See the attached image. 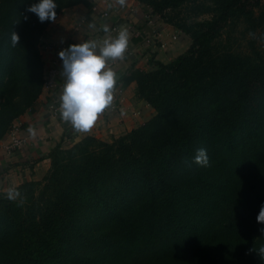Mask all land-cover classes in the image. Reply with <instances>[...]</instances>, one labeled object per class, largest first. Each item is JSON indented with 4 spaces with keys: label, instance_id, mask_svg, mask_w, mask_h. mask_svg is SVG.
I'll use <instances>...</instances> for the list:
<instances>
[{
    "label": "trees",
    "instance_id": "trees-1",
    "mask_svg": "<svg viewBox=\"0 0 264 264\" xmlns=\"http://www.w3.org/2000/svg\"><path fill=\"white\" fill-rule=\"evenodd\" d=\"M137 1L189 47L130 73L151 118L109 142L58 143L17 200L0 190V264H264L250 251L264 246V0ZM36 2L0 0V140L42 91L51 21L27 11ZM55 2L57 15L89 4ZM187 5L195 14L177 15ZM200 148L207 167L193 163Z\"/></svg>",
    "mask_w": 264,
    "mask_h": 264
},
{
    "label": "crops",
    "instance_id": "crops-1",
    "mask_svg": "<svg viewBox=\"0 0 264 264\" xmlns=\"http://www.w3.org/2000/svg\"><path fill=\"white\" fill-rule=\"evenodd\" d=\"M103 11L109 13L107 17L101 15ZM146 12V7L137 0H125L123 5L119 0H89L88 5L78 3L65 8L55 22H50L41 36L43 41L55 42L57 38L65 37L67 48L86 41L102 43L118 36L121 29H127L129 46L124 58L109 60L112 62L110 68L117 73L113 102L88 133L75 132L71 124L61 118L59 96L65 83L62 62L59 77L62 87L54 92L42 88L33 106L14 121L20 124L22 134L27 137L26 143L7 152L4 149L7 134L0 140V190L41 179L50 167L49 152L58 143L68 147L86 135L109 142L153 116L154 109L138 97L136 83L128 77L134 69H151L153 61H172L187 50L190 39L170 24L156 19L151 21ZM81 19L84 21L80 22ZM114 28L117 31H113ZM154 32L159 34L164 47L152 39ZM173 35L176 39L172 38ZM40 53L45 69L52 55L46 50H40ZM52 107L58 109L56 114H53Z\"/></svg>",
    "mask_w": 264,
    "mask_h": 264
},
{
    "label": "clouds",
    "instance_id": "clouds-1",
    "mask_svg": "<svg viewBox=\"0 0 264 264\" xmlns=\"http://www.w3.org/2000/svg\"><path fill=\"white\" fill-rule=\"evenodd\" d=\"M119 3L123 5L125 0H119ZM57 8L55 0H38L31 4L27 11L34 13L41 23L55 22ZM11 43L13 47L20 44V36L14 31ZM128 46V31L121 29L118 36L102 43L86 41L73 44L59 53L63 61L62 76L65 78L59 96L61 118L66 123H70L75 132L88 133L99 116L112 104L117 73L107 67V63L109 60H122ZM193 163L209 166L207 150L197 149ZM6 195L9 200L15 201L21 193L15 188H9ZM257 223L264 225V205L260 208ZM259 231L264 233V227ZM250 251H255L264 260V246Z\"/></svg>",
    "mask_w": 264,
    "mask_h": 264
},
{
    "label": "built area",
    "instance_id": "built-area-1",
    "mask_svg": "<svg viewBox=\"0 0 264 264\" xmlns=\"http://www.w3.org/2000/svg\"><path fill=\"white\" fill-rule=\"evenodd\" d=\"M96 7H93V10H95ZM107 11H103L101 15L103 17L108 16ZM148 18L150 17V14L146 15ZM150 19V18H149ZM151 20V19H150ZM84 19H81L80 22H83ZM117 31L116 28L113 29V31ZM159 34L153 33L151 35L152 39H154L160 47H164L165 44L163 42L159 41ZM173 39H176V35L172 36ZM150 41V38H148V42ZM67 39L65 37H59L55 42H47L43 41L42 44H40V50H46L51 52V59L49 61V64L47 68L43 71V85L42 88H44L47 92H54L57 91L62 87V85L59 82L60 77V69L62 66V60L60 59L59 53L62 50L67 49ZM128 50V49H127ZM126 50V51H127ZM112 65V62L107 63V67H110ZM53 114H56L58 112V109L56 107H52ZM27 141V137L22 134L20 124L13 122L10 129L7 132V141L4 143V149L7 152H13L19 148H21Z\"/></svg>",
    "mask_w": 264,
    "mask_h": 264
},
{
    "label": "rangeland",
    "instance_id": "rangeland-1",
    "mask_svg": "<svg viewBox=\"0 0 264 264\" xmlns=\"http://www.w3.org/2000/svg\"><path fill=\"white\" fill-rule=\"evenodd\" d=\"M254 1V0H253ZM178 13V14H177ZM177 15H181L180 17H192L194 14H195V6L193 5H187V6H183V7H180L179 9H177ZM206 17V16H205ZM150 19H156L160 22H163L162 19L159 20L158 16H152L150 14ZM158 18V19H157ZM164 20V19H163ZM152 21V20H151ZM165 23V22H163ZM168 24V23H167ZM171 25V24H170ZM174 27V26H173ZM242 24H239L236 28V31L234 32V35H235V39H234V46H238L239 48L241 49H245V47L247 46L248 44V35L244 34V31H243V28H242ZM179 30V29H178ZM180 31V30H179ZM182 34H184L182 31H180ZM189 38V37H188ZM43 42V39L42 37L39 38V47H40V44H42Z\"/></svg>",
    "mask_w": 264,
    "mask_h": 264
}]
</instances>
